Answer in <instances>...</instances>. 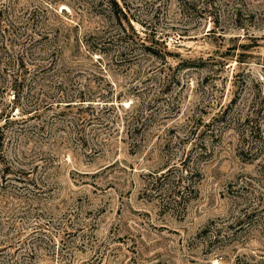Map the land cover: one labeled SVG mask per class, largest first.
Returning <instances> with one entry per match:
<instances>
[{
	"label": "rangeland",
	"instance_id": "1",
	"mask_svg": "<svg viewBox=\"0 0 264 264\" xmlns=\"http://www.w3.org/2000/svg\"><path fill=\"white\" fill-rule=\"evenodd\" d=\"M0 264H264V0H0Z\"/></svg>",
	"mask_w": 264,
	"mask_h": 264
}]
</instances>
